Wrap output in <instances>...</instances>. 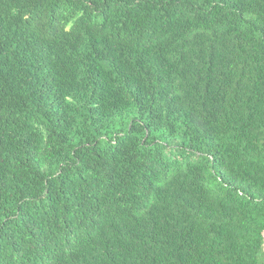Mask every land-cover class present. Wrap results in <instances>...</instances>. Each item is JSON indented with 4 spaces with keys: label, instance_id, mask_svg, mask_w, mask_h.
<instances>
[{
    "label": "trees",
    "instance_id": "1",
    "mask_svg": "<svg viewBox=\"0 0 264 264\" xmlns=\"http://www.w3.org/2000/svg\"><path fill=\"white\" fill-rule=\"evenodd\" d=\"M0 264H264V0H0Z\"/></svg>",
    "mask_w": 264,
    "mask_h": 264
}]
</instances>
